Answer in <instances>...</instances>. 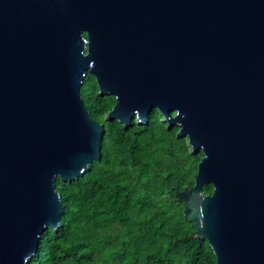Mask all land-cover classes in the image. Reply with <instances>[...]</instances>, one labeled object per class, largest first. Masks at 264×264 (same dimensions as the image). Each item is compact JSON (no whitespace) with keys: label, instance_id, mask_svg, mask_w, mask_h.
I'll return each instance as SVG.
<instances>
[{"label":"water","instance_id":"1","mask_svg":"<svg viewBox=\"0 0 264 264\" xmlns=\"http://www.w3.org/2000/svg\"><path fill=\"white\" fill-rule=\"evenodd\" d=\"M88 73L108 120L157 109L203 152L176 193L192 237L217 264H264V0H0V264L37 254L62 226L56 180L102 158Z\"/></svg>","mask_w":264,"mask_h":264},{"label":"trees","instance_id":"2","mask_svg":"<svg viewBox=\"0 0 264 264\" xmlns=\"http://www.w3.org/2000/svg\"><path fill=\"white\" fill-rule=\"evenodd\" d=\"M81 93L105 126L102 158L78 181L56 180L62 226L46 230L27 264H217L208 240L192 237L195 227L176 199L194 186L203 152L192 154L156 109L148 125L107 120L114 101L99 95L92 75ZM204 191L212 194L213 186Z\"/></svg>","mask_w":264,"mask_h":264},{"label":"flooded vegetation","instance_id":"3","mask_svg":"<svg viewBox=\"0 0 264 264\" xmlns=\"http://www.w3.org/2000/svg\"><path fill=\"white\" fill-rule=\"evenodd\" d=\"M88 75H92V74H90V73H88L87 74V76ZM93 76V75H92ZM94 77V76H93ZM94 79H95V77H94ZM96 80V79H95ZM97 83V82H96ZM99 88V87H98ZM99 95L101 96V94H100V90H99ZM101 97H111L112 99H113V101H114V105H113V107H112V109L114 108V106L116 105V103H117V100H116V98L113 96V95H111V94H105L104 96H101ZM111 109V110H112ZM155 110V109H154ZM157 110V109H156ZM107 120H108V114H107ZM110 121V120H109ZM133 121H136L137 122V120H136V118H134L133 119ZM133 121H132V124H133ZM138 123V122H137Z\"/></svg>","mask_w":264,"mask_h":264}]
</instances>
